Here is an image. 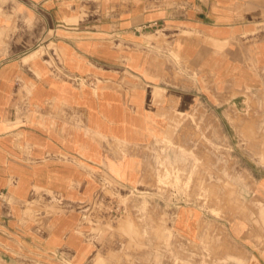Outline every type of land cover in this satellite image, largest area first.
I'll list each match as a JSON object with an SVG mask.
<instances>
[{"label": "crops", "instance_id": "obj_1", "mask_svg": "<svg viewBox=\"0 0 264 264\" xmlns=\"http://www.w3.org/2000/svg\"><path fill=\"white\" fill-rule=\"evenodd\" d=\"M0 11V264H117L86 211L105 179L137 186L151 144L199 103L237 155L264 156L240 145L264 141L240 115L264 126V0H0ZM253 173L261 223L230 230L237 264H264V164ZM185 213L175 222L195 221Z\"/></svg>", "mask_w": 264, "mask_h": 264}, {"label": "rangeland", "instance_id": "obj_2", "mask_svg": "<svg viewBox=\"0 0 264 264\" xmlns=\"http://www.w3.org/2000/svg\"><path fill=\"white\" fill-rule=\"evenodd\" d=\"M4 15L0 11V24ZM11 17L13 30L18 32L20 16L13 13ZM0 36H4L3 29ZM244 112L241 117L253 122V136L259 138L264 126L259 124L258 114L247 111L244 116ZM250 143L251 149L264 147V141L259 140H242L240 145L247 148ZM234 150L222 120L205 103H199L187 115L185 124L173 127L170 138L151 144L137 186L117 190L105 179L95 203L86 211L93 225L92 236L105 249V261L241 262L235 256L237 247L230 230L261 223L256 210L262 205L253 170L256 163L264 164V156H240ZM117 206L121 207L118 216ZM182 210L187 212L185 220L195 221L175 222Z\"/></svg>", "mask_w": 264, "mask_h": 264}, {"label": "built area", "instance_id": "obj_3", "mask_svg": "<svg viewBox=\"0 0 264 264\" xmlns=\"http://www.w3.org/2000/svg\"><path fill=\"white\" fill-rule=\"evenodd\" d=\"M115 211H116V216H118V215H121V207H119V206H117V207H115Z\"/></svg>", "mask_w": 264, "mask_h": 264}]
</instances>
